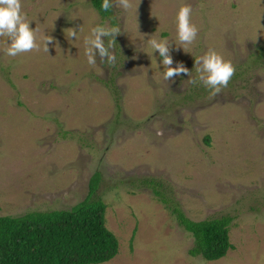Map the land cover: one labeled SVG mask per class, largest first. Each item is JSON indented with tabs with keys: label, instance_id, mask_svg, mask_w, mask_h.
I'll return each mask as SVG.
<instances>
[{
	"label": "rangeland",
	"instance_id": "rangeland-1",
	"mask_svg": "<svg viewBox=\"0 0 264 264\" xmlns=\"http://www.w3.org/2000/svg\"><path fill=\"white\" fill-rule=\"evenodd\" d=\"M132 3L110 18L92 0H22L41 50L10 57L11 40L0 37V215L69 209L99 172L96 196L120 243L99 264H264V0ZM184 5L199 29L186 51L176 20ZM98 25L122 30L110 49L115 66L87 62L84 40ZM150 39L167 40L173 67L183 62L191 79L209 49L235 75L214 97L185 74L165 81ZM176 206L193 220L233 216L234 249L218 260L193 256Z\"/></svg>",
	"mask_w": 264,
	"mask_h": 264
},
{
	"label": "trees",
	"instance_id": "trees-1",
	"mask_svg": "<svg viewBox=\"0 0 264 264\" xmlns=\"http://www.w3.org/2000/svg\"><path fill=\"white\" fill-rule=\"evenodd\" d=\"M92 2L103 17H114L113 8L102 9L103 0ZM100 178L96 172L90 180L88 195L69 209L0 215V264H99L113 259L119 253L120 243L106 225L107 204L96 196ZM141 182L150 184L157 195H162L155 178L145 177ZM162 200L166 202L164 197ZM172 212L194 238L190 249L193 256L218 260L234 249L233 216L193 220L178 206L172 207Z\"/></svg>",
	"mask_w": 264,
	"mask_h": 264
},
{
	"label": "clouds",
	"instance_id": "clouds-1",
	"mask_svg": "<svg viewBox=\"0 0 264 264\" xmlns=\"http://www.w3.org/2000/svg\"><path fill=\"white\" fill-rule=\"evenodd\" d=\"M102 9L109 11L113 7H119L125 12L133 8L132 0H103ZM192 6H181L177 20V39L183 50L186 51L187 45L193 44L198 36L199 29L192 22ZM31 22L27 21L26 14L23 12L22 0H0V37L10 38V46L5 49V54L10 57H16L20 54L39 52L41 45L38 43V28L33 29ZM82 29L80 28L79 31ZM122 30L118 26L108 27L98 25L91 30V36L84 40L86 46L87 62L95 67L96 57L102 62H107L110 66H115L116 56L110 51L116 44V37ZM67 37L78 39L76 29H69ZM107 38V45L105 44ZM54 42V38L45 36L43 38V51L49 52V45ZM148 44L155 51L158 50L162 59V64L166 69L163 73L165 81H173L176 77L185 74L189 77L192 84L202 83L209 90L210 97L219 94L223 88H226L235 75L236 68L231 61L213 49H209L203 56L195 58V70L197 78L191 79L190 71L183 62H177L173 67V57L171 55L172 46L167 40L158 41L150 39ZM179 50V47L177 48Z\"/></svg>",
	"mask_w": 264,
	"mask_h": 264
}]
</instances>
